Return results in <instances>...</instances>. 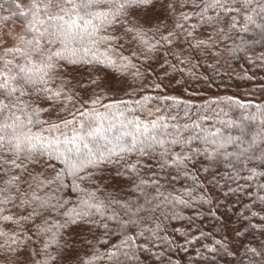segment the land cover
<instances>
[{"label":"snow or ice","instance_id":"1","mask_svg":"<svg viewBox=\"0 0 264 264\" xmlns=\"http://www.w3.org/2000/svg\"><path fill=\"white\" fill-rule=\"evenodd\" d=\"M254 70L264 0H0V264H264Z\"/></svg>","mask_w":264,"mask_h":264},{"label":"trees","instance_id":"2","mask_svg":"<svg viewBox=\"0 0 264 264\" xmlns=\"http://www.w3.org/2000/svg\"><path fill=\"white\" fill-rule=\"evenodd\" d=\"M237 71H239V69H237ZM254 71L256 72V79L254 81L217 78L215 83L212 84L211 87H209V83L211 82L205 83L203 81L193 80L192 82H190L188 87L190 91L192 89H195L197 92L208 96L227 95L234 96L240 99L253 98L251 96V93L255 91V99L259 100L260 96L262 95V93L259 91V88L261 86V78H264V71ZM248 239L252 240L255 244L261 240H264V236H260L258 232H253V234L249 236Z\"/></svg>","mask_w":264,"mask_h":264}]
</instances>
